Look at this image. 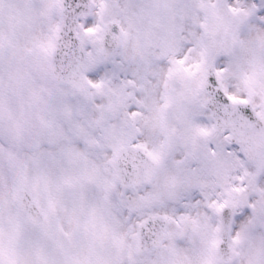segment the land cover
Listing matches in <instances>:
<instances>
[{"label":"snow or ice","instance_id":"obj_1","mask_svg":"<svg viewBox=\"0 0 264 264\" xmlns=\"http://www.w3.org/2000/svg\"><path fill=\"white\" fill-rule=\"evenodd\" d=\"M0 264H264V0H0Z\"/></svg>","mask_w":264,"mask_h":264}]
</instances>
